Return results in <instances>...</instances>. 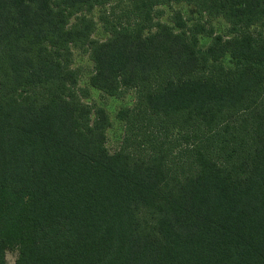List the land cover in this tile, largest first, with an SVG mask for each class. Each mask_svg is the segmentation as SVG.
I'll return each mask as SVG.
<instances>
[{
  "label": "trees",
  "instance_id": "1",
  "mask_svg": "<svg viewBox=\"0 0 264 264\" xmlns=\"http://www.w3.org/2000/svg\"><path fill=\"white\" fill-rule=\"evenodd\" d=\"M91 89L133 95L114 153ZM9 251L264 264V0H0V264Z\"/></svg>",
  "mask_w": 264,
  "mask_h": 264
},
{
  "label": "rangeland",
  "instance_id": "2",
  "mask_svg": "<svg viewBox=\"0 0 264 264\" xmlns=\"http://www.w3.org/2000/svg\"><path fill=\"white\" fill-rule=\"evenodd\" d=\"M179 8V7H176ZM185 14L188 13L187 9H183ZM164 21L167 22V18H164ZM218 28H223L220 25H217ZM107 38V34L103 32V30L99 27L98 32L95 34V39L100 41H104ZM76 66L82 68L84 75L81 81L82 87L88 86V81L90 77V72L92 70L91 62L87 57H83L78 55ZM90 97L85 99V102L89 104H95L100 107L105 108L110 116L111 121L113 122V126L108 130V142L107 146L110 152H116L120 146L122 145L123 137H124V127L123 124L116 118L117 112L123 107H131L134 104V98L132 93L128 94L125 98L118 99L104 96L100 91L91 89ZM17 258L16 251H9L7 253V263L8 264H15Z\"/></svg>",
  "mask_w": 264,
  "mask_h": 264
}]
</instances>
